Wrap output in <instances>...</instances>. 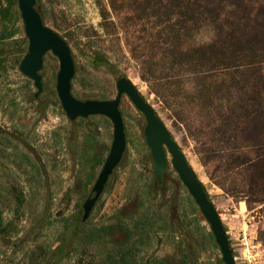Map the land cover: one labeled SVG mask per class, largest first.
I'll return each mask as SVG.
<instances>
[{
  "label": "rangeland",
  "instance_id": "obj_1",
  "mask_svg": "<svg viewBox=\"0 0 264 264\" xmlns=\"http://www.w3.org/2000/svg\"><path fill=\"white\" fill-rule=\"evenodd\" d=\"M9 1L0 0V8ZM37 2L43 25L70 49L71 95L80 101L112 100L117 79L130 80L201 182L222 222L234 264H264V129L246 115L232 126L237 139L225 127L230 110L242 94L251 93L250 86L232 95L226 86L222 96L206 102L183 99L184 91H198L186 68L149 67L163 56L159 38L164 24L158 20L141 16L127 0L114 6L109 0ZM199 2L219 17L212 22L204 13L195 30L183 29L185 38L175 39L177 50L226 39L236 27L245 37L264 27L256 16L264 12V0ZM103 9L111 23L106 28ZM27 46L16 4L6 18L0 17V264H222L209 226L168 155L162 185H156L144 118L125 97L119 104L123 156L98 203L79 223L80 206L108 154L112 125L101 116L67 119L55 90L58 61L49 52L39 71L42 91L33 98L32 81L19 71ZM96 53L109 61L108 70L91 62ZM243 68L238 74L248 78L251 73ZM253 75L264 78V67ZM257 91V105L250 103L247 111L258 107L264 119V85H257ZM252 180L258 182L257 199L249 194Z\"/></svg>",
  "mask_w": 264,
  "mask_h": 264
},
{
  "label": "water",
  "instance_id": "obj_2",
  "mask_svg": "<svg viewBox=\"0 0 264 264\" xmlns=\"http://www.w3.org/2000/svg\"><path fill=\"white\" fill-rule=\"evenodd\" d=\"M16 2L28 42L26 54L19 64V71L33 81L34 87L37 89L35 95L37 96L41 92V77L38 72L41 70L44 55L49 52L58 61L55 88L67 118L72 121L77 117L86 118L100 115L108 118L112 124L113 137L109 153L93 185L92 193L95 195L92 199L86 200L83 205L82 220L87 217L109 175L122 157L125 148V136L118 104L121 95L125 94L145 120L143 135L151 153L157 180L160 181L161 172L166 165V155H168L173 170L209 226L221 254L222 264H234V257L226 232L214 205L209 200L181 148L171 138L164 123L142 98L133 83L126 78H119L116 81L117 94L113 100L82 102L75 99L70 93V81L74 74V65L67 43L56 32L43 25L41 17L35 9L36 0H16Z\"/></svg>",
  "mask_w": 264,
  "mask_h": 264
},
{
  "label": "trees",
  "instance_id": "obj_3",
  "mask_svg": "<svg viewBox=\"0 0 264 264\" xmlns=\"http://www.w3.org/2000/svg\"><path fill=\"white\" fill-rule=\"evenodd\" d=\"M109 1L113 6L116 2L122 5L126 2V0ZM127 2L128 6L136 8L141 16H149L156 19V21L158 20L159 25L164 24L159 38L162 41L160 45L163 56L159 62H150L149 67L158 66L163 68V66H168V68H172L174 65L177 67H184L186 68L185 71L192 76L191 81L197 80V86H195L196 88H194V90L198 89V91L193 94H188L184 91L182 96L183 99L194 98L195 100H204L206 102L210 98L215 97V95L217 96L218 93L222 96V90L226 86L228 87H226L228 94L232 95L239 89H243L245 86L249 85L251 93L242 94L243 97L238 103L234 104L233 108L230 110V116L228 117V122L225 124V127L227 129L231 128L234 132L231 133L230 138L233 140H235V138L237 139V134L234 131L237 129H232V126L235 125L240 117L246 115V119L252 118L258 120L260 129H264V119H262L260 109L257 107L256 109L247 111L250 103L253 104V107H255V104L257 105L256 99L258 91L255 92L256 86L264 85V78L259 75L254 77L253 75L260 74L264 67V33L261 31L264 30V27L255 31L249 37L238 34L237 31L239 28L236 27L229 31L226 39L214 40L208 44H203L202 47L196 50L188 49L182 51L177 50L179 43L178 40L175 39L181 34H183L185 38L183 29L186 31L188 30V32H190L191 29L195 30L196 21L201 15L204 16V13L208 14L212 22H216L219 15L213 11V9H208L205 5H202L199 0H127ZM15 5L16 0H10L7 7L3 9L0 8V17L3 19L6 18L10 9ZM35 9L42 19V11L40 12L37 0ZM164 14L166 17L163 16ZM256 16L260 17L261 21H264V12L259 10ZM101 18L105 28L111 25L108 14L104 9L101 10ZM186 24L190 27H186ZM175 26L178 27V29L173 37L174 41L171 42L170 35ZM216 26L220 29L219 25ZM91 62L106 70L110 67L109 61L104 55L99 53L94 55ZM241 66L244 67L243 69H245L246 72L251 73L248 78L245 77L244 74H238L240 72L238 68ZM220 74L225 77L221 78L219 76ZM251 79L254 80L253 84L250 82ZM174 96L175 94H171V97ZM259 162L260 159L258 158L257 163ZM252 176L253 175H251V177ZM252 182L255 187L249 194L254 199H257V197L261 195L257 186L258 182H254L253 180Z\"/></svg>",
  "mask_w": 264,
  "mask_h": 264
},
{
  "label": "flooded vegetation",
  "instance_id": "obj_4",
  "mask_svg": "<svg viewBox=\"0 0 264 264\" xmlns=\"http://www.w3.org/2000/svg\"><path fill=\"white\" fill-rule=\"evenodd\" d=\"M16 4H17V2H16ZM38 75H40L39 74V72H38ZM24 76V75H23ZM26 77V76H25ZM40 77H41V75H40ZM27 78V77H26ZM120 78H122V77H120ZM29 79V78H28ZM119 79V78H118ZM117 79V80H118ZM30 80V79H29ZM32 81V80H31ZM55 82H56V80H55ZM32 84H33V87H34V83H33V81H32ZM55 87H56V84H55ZM35 88V87H34ZM115 88H116V83H115ZM36 89V88H35ZM55 90H56V88H55ZM41 91H42V77H41ZM36 92H37V89H36ZM36 92L33 94V98H37L38 96H39V94L41 93H39L37 96L35 95L36 94ZM116 94H117V88H116ZM116 94H115V96H114V98L116 97ZM56 95H57V93H56ZM122 97H125V98H127V96L125 95V94H123V95H121V97H120V100H119V104H120V101H121V98ZM58 98V97H57ZM113 98V99H114ZM112 99V100H113ZM127 100L129 101V99L127 98ZM80 101V100H79ZM84 101H88V100H83L82 102H84ZM95 101V100H94ZM99 101H105V100H99ZM109 101V100H108ZM130 102V101H129ZM131 103V102H130ZM119 104H118V111H119ZM132 105V104H131ZM61 106V105H60ZM133 106V105H132ZM134 107V106H133ZM62 108V107H61ZM135 109V108H134ZM63 110V109H62ZM136 110V109H135ZM137 111V110H136ZM64 112V111H63ZM138 112V111H137ZM65 113V112H64ZM119 113H120V111H119ZM139 113V112H138ZM66 115V114H65ZM120 115H121V113H120ZM94 116H100V115H94ZM142 116V115H141ZM67 117V116H66ZM88 117H91V116H88ZM88 117H86V118H88ZM101 117H104V116H101ZM143 117V116H142ZM78 118H81V117H77L76 119H78ZM104 118H106V117H104ZM68 119V118H67ZM76 119H74V120H76ZM82 119H85V118H82ZM108 121H109V119L108 118H106ZM121 119H122V117H121ZM69 120V119H68ZM74 120H72V121H74ZM69 121H71V120H69ZM145 121V120H144ZM110 122V121H109ZM111 123V122H110ZM122 123H123V121H122ZM112 125V124H111ZM145 127V126H144ZM123 130H124V126H123ZM144 130V129H143ZM124 136H125V134H124ZM112 137H113V128H112ZM143 137H144V135H143ZM144 140H145V138H144ZM111 143H112V141H111ZM145 144H146V142H145ZM110 146H111V144H110ZM147 146V145H146ZM148 148V147H147ZM110 149V148H109ZM148 150H149V148H148ZM124 152V151H123ZM149 152H150V150H149ZM108 153H109V151H108ZM107 156H108V154H107ZM107 156H106V158H107ZM122 156H123V154H122ZM150 157H151V153H150ZM106 158L104 159V161H103V163H102V165H101V168H100V170H99V172H98V174L100 173V171H101V169H102V166H103V164H104V162H105V160H106ZM122 158V157H121ZM121 160V159H120ZM151 161H152V158H151ZM166 161H167V155H166ZM120 162V161H119ZM94 163V162H93ZM96 165H99L98 164V162H96L95 163ZM119 164V163H118ZM94 165V164H93ZM171 165V164H170ZM118 166V165H117ZM116 166V167H117ZM152 166H153V161H152ZM115 167V168H116ZM172 167V166H171ZM114 168V169H115ZM165 168H166V165H165ZM165 168L162 170V172H161V176H160V181H158L157 180V178H156V176H155V171H154V166H153V174H154V178H155V181H156V185L157 186H161L162 185V175H163V172H164V170H165ZM113 169V170H114ZM173 169V168H172ZM174 171V170H173ZM113 172V171H112ZM175 172V171H174ZM98 174H97V176H98ZM175 174H176V172H175ZM111 175H112V173H111ZM111 175H109V177L111 176ZM97 176H96V178H97ZM176 176H177V174H176ZM109 177H108V179H109ZM178 177V176H177ZM96 178L94 179V181L92 182V185L90 186V189H89V191H88V193H87V195H86V197H85V199L83 200V202H82V204H81V206H80V210H79V212H80V221H79V223H83L87 218H88V216H89V214L91 213V211H92V209H93V207L98 203V201H99V199H100V197H101V195L103 194V191H104V188H105V186H106V183H107V181H108V179H107V181H106V183L104 184V186H103V188H102V191H101V193L99 194V196L97 197V199H96V201H95V203H94V205L92 206V208L90 209V211H89V213H88V215H87V217L84 219V220H82V217H83V214H84V211H83V205H84V203L86 202V200H88V199H92L93 197H94V193H92V188H93V185H94V183H95V180H96ZM179 179V178H178ZM180 181V180H179ZM181 182V181H180ZM182 184V183H181ZM186 189V188H185ZM126 255H127V258L125 259V261L127 262L128 261V256L130 255L129 254V249H128V252L126 253ZM129 263V262H128ZM127 263V264H128Z\"/></svg>",
  "mask_w": 264,
  "mask_h": 264
}]
</instances>
